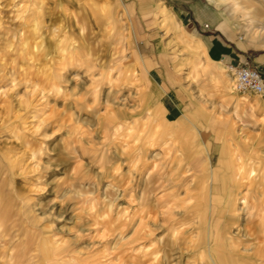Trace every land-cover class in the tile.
<instances>
[{"label":"crops","instance_id":"crops-1","mask_svg":"<svg viewBox=\"0 0 264 264\" xmlns=\"http://www.w3.org/2000/svg\"><path fill=\"white\" fill-rule=\"evenodd\" d=\"M122 1L128 15L118 78L122 100L112 104L116 121L104 117L98 124V114L94 128L112 155L104 166L108 186L134 209L117 216L120 227L105 234L108 244L95 264H216L210 252L226 213L225 251L238 253L243 264H264V96L231 95L226 69L253 67L264 77V0ZM129 134L145 147L135 140L130 153H122ZM115 135L121 137L118 148L111 144ZM170 136L192 138L200 148L182 158ZM225 144L231 161L227 180H219L213 167L224 160ZM237 145L245 152L242 175ZM152 171L164 187L190 194L142 195L145 185L153 186L144 183ZM168 202L188 205L162 221L156 205ZM193 205L203 211L202 219L190 211ZM125 221L133 224L126 235ZM158 226L162 231L152 230ZM255 250L258 258L248 260Z\"/></svg>","mask_w":264,"mask_h":264},{"label":"rangeland","instance_id":"rangeland-1","mask_svg":"<svg viewBox=\"0 0 264 264\" xmlns=\"http://www.w3.org/2000/svg\"><path fill=\"white\" fill-rule=\"evenodd\" d=\"M127 21L122 0H7L0 6V264L47 259L48 264H95L107 247L105 234L120 227L117 216L132 215L133 205L108 186L104 166L112 155L94 128L98 114V124L118 117L112 104L122 100L118 78L127 54ZM232 90L236 97L246 95ZM135 140L129 134L121 152L129 154ZM169 141L182 158L200 148L192 138L170 136ZM119 142L115 135L111 144L118 148ZM236 147L242 152L237 159L242 175L245 152ZM224 152V171L213 167L219 180H227L228 144ZM147 175L144 183L153 186L145 185L142 195L190 194L164 187L157 172ZM198 190L205 195L204 187ZM187 205L156 207L162 221H169ZM189 209L202 219L196 205ZM227 215L210 255L216 264H243L238 253L225 251ZM125 223L126 235L133 224ZM158 227L152 230L162 231ZM111 239L115 243L117 237ZM256 252L248 260L258 258Z\"/></svg>","mask_w":264,"mask_h":264},{"label":"built area","instance_id":"built-area-1","mask_svg":"<svg viewBox=\"0 0 264 264\" xmlns=\"http://www.w3.org/2000/svg\"><path fill=\"white\" fill-rule=\"evenodd\" d=\"M226 69L232 77L235 92L264 96V77L257 69L245 66H228Z\"/></svg>","mask_w":264,"mask_h":264},{"label":"bare ground","instance_id":"bare-ground-1","mask_svg":"<svg viewBox=\"0 0 264 264\" xmlns=\"http://www.w3.org/2000/svg\"><path fill=\"white\" fill-rule=\"evenodd\" d=\"M243 94H245V93H243Z\"/></svg>","mask_w":264,"mask_h":264}]
</instances>
